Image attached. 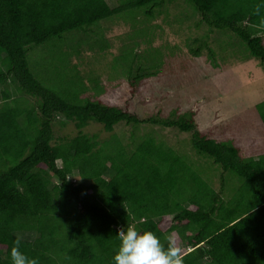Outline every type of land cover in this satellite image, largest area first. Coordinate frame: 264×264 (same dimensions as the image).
<instances>
[{
    "label": "trees",
    "instance_id": "1",
    "mask_svg": "<svg viewBox=\"0 0 264 264\" xmlns=\"http://www.w3.org/2000/svg\"><path fill=\"white\" fill-rule=\"evenodd\" d=\"M173 1L124 0L111 8L106 0H0V87L15 83L24 95L12 99L10 92L1 93L0 264H11L16 239L39 264H112L116 235L127 224L154 232L165 246L175 233L178 244L187 248L184 264H264V155L243 157L232 142L201 133L194 112L144 120L109 104L99 98L109 86L92 78L89 87L72 61L84 47L100 54L109 50L102 21L124 13L128 20L130 13L138 21H131L135 39L144 32L140 24L155 21ZM183 1L199 16L197 28L208 31L191 39L195 58L206 52L209 64L218 68L215 43L211 46L209 39L221 32L236 37L251 58L264 63V0ZM234 39L219 44L221 57ZM71 40L77 45L68 46ZM41 49L38 60H29L31 51ZM113 61L112 69L120 67L131 93L163 67L157 49L146 58L129 51ZM257 110L264 126V102ZM57 115L74 123L78 134L56 139ZM91 121L102 125L110 139L100 142L96 134H83ZM120 123L133 129V149L113 134ZM147 124L190 133L195 154L221 168H216L221 191L203 178L192 158L154 137L137 138L134 131ZM227 173L242 183L225 200ZM28 233L35 239L20 237Z\"/></svg>",
    "mask_w": 264,
    "mask_h": 264
},
{
    "label": "rangeland",
    "instance_id": "2",
    "mask_svg": "<svg viewBox=\"0 0 264 264\" xmlns=\"http://www.w3.org/2000/svg\"><path fill=\"white\" fill-rule=\"evenodd\" d=\"M123 1L106 0L111 8H116ZM166 9L146 27L140 24L141 32H144L135 39L132 38L135 30L131 21L136 25L138 21L137 17L131 18L130 13L128 20L124 13L109 22L102 21L101 32L109 50L100 54L84 47L83 54L72 59L79 66L81 76L89 87L91 84L88 80L98 78L102 85L109 86L99 98L126 109L141 119H173L187 112H194L195 122L201 133L220 142H232L241 150L243 157L256 159L263 156L264 126L257 105L264 102V63L251 58L248 50L236 37L231 34L223 37L219 34L221 32L212 33L209 39L211 46L215 43L213 48L217 51L220 66L216 68L210 65L206 52L201 58H195L190 53L191 39L203 38L208 34L207 29L204 26L197 28L196 23L200 18L183 0H174ZM167 14H170L169 18ZM178 17L179 21L184 17L188 20L178 22ZM143 21L141 18L140 22ZM229 37L235 38L234 45H231L229 51H224L221 57L218 46L226 45ZM76 38L79 40L80 36L77 35ZM77 43L78 41L71 40L66 44L76 46ZM42 49L31 51L29 60H38L37 56H41ZM156 49L162 58L160 75L141 82L135 92L131 93L127 78L120 67L116 71L112 69L113 60L129 51L146 58ZM236 49L239 52L235 54ZM140 62L143 65L149 64L145 59ZM5 90L10 92L12 99L24 96L20 94L15 83L9 82L0 87V105L3 102L1 93ZM26 98L35 105L33 98ZM53 128L56 139L72 138L79 132L74 123L66 121L61 115L56 116ZM82 132L89 136L98 135L100 142L111 137V134L95 121H91ZM132 132V128L120 123L115 126L113 134L117 135L124 146L133 149ZM134 132L137 138L154 137L157 141L173 147L182 156L192 158V162H197L196 167L203 172V178L209 181L214 190L221 191V168L214 165L209 157L195 154L190 133L149 124L138 127ZM225 177L227 185L223 197L228 200L234 196L237 185L242 181L232 173H227ZM72 178L75 182L79 181L76 172ZM166 224L170 228L172 219ZM20 237L34 240L36 236L34 233H28L20 234ZM176 238L183 253L187 248L179 245V238Z\"/></svg>",
    "mask_w": 264,
    "mask_h": 264
},
{
    "label": "clouds",
    "instance_id": "3",
    "mask_svg": "<svg viewBox=\"0 0 264 264\" xmlns=\"http://www.w3.org/2000/svg\"><path fill=\"white\" fill-rule=\"evenodd\" d=\"M116 237L119 245L112 258V264H184L183 253L177 245L175 233L166 238V246L154 232H140L129 224L119 229ZM21 247L19 239L13 241L10 251L11 264H39L37 259L30 258Z\"/></svg>",
    "mask_w": 264,
    "mask_h": 264
}]
</instances>
